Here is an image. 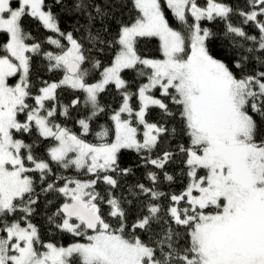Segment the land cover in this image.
Instances as JSON below:
<instances>
[{
    "label": "snow or ice",
    "instance_id": "6c2138e0",
    "mask_svg": "<svg viewBox=\"0 0 264 264\" xmlns=\"http://www.w3.org/2000/svg\"><path fill=\"white\" fill-rule=\"evenodd\" d=\"M54 3L62 5V0ZM164 3L178 28L167 18ZM248 3L245 11L223 0H206L204 6L198 0H132L135 18L125 22L116 17L121 0H75V27L66 32L46 0H0V264H264V70L247 69L253 59L264 69V0ZM234 14L241 24L251 23L258 37L234 26ZM24 17L53 34L46 43L54 50L43 57L49 72L62 74L58 81H42L35 94L27 54H39L42 44L27 42L31 36L22 27ZM216 19L225 22L233 47H243L236 38L253 42L244 49L247 55L233 59L213 50L214 33L201 22ZM76 31L86 34L90 48ZM150 37L159 39L162 59L140 54V39ZM106 50L114 52L106 64L91 55ZM127 70L143 78L135 92L124 78ZM17 75L11 84L9 78ZM110 86L119 93L120 106L111 110L112 127L100 125L97 142H89L85 137L93 131L92 122L105 113L100 95ZM60 88L79 93L70 106L59 103ZM81 104L87 114L76 121L79 133L56 122L57 115L66 117L69 107ZM150 108H158L162 119L179 115L180 132L188 137L187 145H178L188 182L163 206L159 175L149 169L150 185L129 188L133 197H143L129 225L123 205L133 201L110 190L105 199L96 185L102 180L115 189L118 180L111 173L132 171L120 167L123 150L135 152L145 167L163 170L174 162L175 153L156 150L177 129L150 122ZM17 134L32 137V143ZM36 144H44V155L35 154ZM53 164L94 178L56 175ZM35 173L46 184L42 192L63 197L48 223L86 242L64 246L42 239L32 222L39 199ZM164 179L173 177L164 172ZM101 203L108 205L114 222L104 216ZM138 230L149 234L148 242Z\"/></svg>",
    "mask_w": 264,
    "mask_h": 264
},
{
    "label": "trees",
    "instance_id": "16d2710c",
    "mask_svg": "<svg viewBox=\"0 0 264 264\" xmlns=\"http://www.w3.org/2000/svg\"><path fill=\"white\" fill-rule=\"evenodd\" d=\"M74 2L75 0H62V5H56L54 3V0H46V3L51 7V10L57 15L60 28L66 32L73 31L75 27L76 16L78 14L72 11ZM223 2L230 5L233 9H243L245 11L249 10L248 0H223ZM198 3H200L201 6H204L206 4V0H198ZM121 4L123 5V7L118 6V10L116 11L117 19L125 22L134 19L136 10L132 5V0H121ZM164 10L172 26L178 28V22L175 21V18L172 16L170 9L167 8L166 3H164ZM262 19H264V17H262ZM189 20L191 21V18H189ZM241 20L242 18L238 14H234L230 17V21L234 26H241L249 35H255L258 37V30L251 23L248 25L241 24ZM201 25L202 27H208L214 33V36L211 40V46L215 52L221 53L222 55L226 54L233 59L237 58L240 55H247L244 49L252 47L253 45L252 41H244L242 38H236V43L238 45L242 44L243 47H233L231 39L225 36V22L222 20H205L201 22ZM97 26H99V24H97ZM22 27L31 36V39L27 41L28 43L42 44V51L39 54H28L32 57L30 80L33 85V94H35L38 89L42 86V81H58L59 79H61L62 74L59 71L49 72L47 70L48 62L43 57L44 51L54 50V46L46 43L47 36L53 34L49 30L44 29L37 20L31 17L22 18ZM117 27V24L113 22V32L116 31ZM74 35L77 39L82 40L86 48L91 47V45L88 44L87 40L84 38L86 34L83 31H76L74 32ZM138 50L140 54L148 58L162 59V55L159 49V41L155 37L141 38L138 43ZM91 55L95 56V58L100 59L103 63L106 64L108 62L107 58L113 56L114 52L106 50L103 53H97L93 51ZM247 69L249 71H252L254 69L264 70L259 69V66L257 65L254 59L250 60L247 63ZM124 78L129 82V91L131 92H135L139 83L143 82V78L137 77L136 74L130 70H127L124 73ZM154 94L157 97H159L160 95L158 91H156ZM78 95L79 93H75L73 92V90L68 88H60L57 90V98L59 103L67 106H70L71 101L75 99ZM100 102L102 105L106 106L105 113L100 114L92 122L93 131L85 137L89 142L93 143L97 142L95 132L99 131L100 125H104L108 128L112 127V122L109 118L111 115V110L119 108L121 103V97L117 90L114 88V86H110L108 90H106L100 95ZM165 102L169 104L170 108L175 110V106L171 104L170 100L166 99ZM29 103H32V101L30 100ZM131 103L133 104V106H136L138 101L134 97ZM86 114L87 113L84 110L83 104H81L79 108L69 107V115L66 117L57 115L56 122L79 133L80 129L76 121ZM20 119H24L22 114L20 116ZM147 119L150 122H163L169 128V130H171L172 128L177 129L176 135L164 137L159 148L156 150V152H161L165 149L172 151L173 153H175L174 162H170L169 164H167L163 170L154 169L151 165L145 167L143 161L138 157L135 152L131 150H123L119 161L120 167H130L132 171L128 175H123L120 173H111L114 178L118 180V187L115 189H110V186L104 184L102 180L98 181L96 185V191L99 192L101 196L105 197V199L107 198V193L110 190L117 196L123 195L128 200L133 201L132 204H128L127 202H125V204L123 205L128 213L129 225H131V223L136 218L137 212L140 209V201L143 200V197H139L138 199L130 195L129 188H133V186L137 183H143L146 186L150 185L151 182L146 177V173L149 169L156 171L159 175L157 189L166 194L165 197H162L159 201L163 206H166L169 203V200L167 198L168 195L172 193L179 194L188 182L185 166L182 163L184 157L179 153L178 149V145L188 144V137L180 132L181 124L179 122V115L177 114L174 118L167 117L162 119L160 110L158 108H150L147 114ZM17 138H23L26 143H32V137H28L27 135H25L24 137H20L17 134ZM109 139H111V134L109 136ZM44 144H47V141H45ZM44 144H36L34 146V152L37 156L44 155ZM155 154L156 153H153V155ZM44 158L47 159L46 156H44ZM52 167L56 175L64 177H75L82 180L94 178L90 177L88 174H85L83 172L78 173L75 169H59L54 164L52 165ZM164 172H167L169 175H171L173 177V180H165ZM33 179L35 181L36 192L39 194V199L36 206V213L32 217V222L38 227L42 239H44L46 242H53L64 246H67L69 243L73 242H86V240L81 237H73L70 234L60 232L58 229L48 223V216L56 211L59 205L63 202V197L59 196V194L56 192H42L41 187H46V184H42V182L40 181L39 173L33 174ZM60 184H62V181H57V185L59 186ZM133 190L138 191V189ZM48 201H51L52 203L49 204ZM101 209L104 216L109 219V221L114 222L113 218L108 217L109 207L106 203H101ZM173 227L181 233H183L184 231L182 228H178L175 225H173ZM137 234L140 235L141 239H143L145 242H148L149 234L144 233L140 230L137 231ZM179 242L183 243V240Z\"/></svg>",
    "mask_w": 264,
    "mask_h": 264
},
{
    "label": "rangeland",
    "instance_id": "374dc122",
    "mask_svg": "<svg viewBox=\"0 0 264 264\" xmlns=\"http://www.w3.org/2000/svg\"><path fill=\"white\" fill-rule=\"evenodd\" d=\"M13 6H15V4H13ZM171 11V10H170ZM189 18H191V17H189ZM47 30V29H46ZM155 38H157V37H155ZM158 39V38H157ZM158 41H159V39H158ZM159 44H160V41H159ZM29 54V53H28ZM27 54V55H28ZM163 58V57H162ZM19 80V76L17 75L16 77H13V78H9V82L11 83V84H15L17 81ZM141 138H142V128H141Z\"/></svg>",
    "mask_w": 264,
    "mask_h": 264
}]
</instances>
